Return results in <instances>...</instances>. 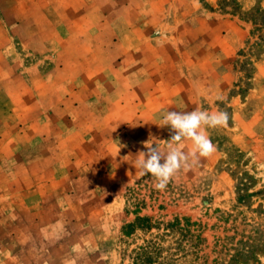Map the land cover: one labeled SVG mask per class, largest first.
<instances>
[{"label": "rangeland", "instance_id": "374dc122", "mask_svg": "<svg viewBox=\"0 0 264 264\" xmlns=\"http://www.w3.org/2000/svg\"><path fill=\"white\" fill-rule=\"evenodd\" d=\"M195 109L229 120L158 190L138 154ZM262 243L264 0H0V264H264Z\"/></svg>", "mask_w": 264, "mask_h": 264}, {"label": "clouds", "instance_id": "9594fccd", "mask_svg": "<svg viewBox=\"0 0 264 264\" xmlns=\"http://www.w3.org/2000/svg\"><path fill=\"white\" fill-rule=\"evenodd\" d=\"M228 120L229 115L224 111H167L162 116L160 126H168L174 134L168 140L166 150L162 151L159 147L146 143L147 152L138 154L136 169L141 176L150 174L155 180L154 187L163 190L181 168L190 167V161L195 164L199 158H206L214 153L215 146L206 130L224 126ZM184 140L192 142L190 152L184 151Z\"/></svg>", "mask_w": 264, "mask_h": 264}, {"label": "trees", "instance_id": "16d2710c", "mask_svg": "<svg viewBox=\"0 0 264 264\" xmlns=\"http://www.w3.org/2000/svg\"><path fill=\"white\" fill-rule=\"evenodd\" d=\"M262 245H264V243H262ZM248 252H251L252 253L253 251L248 250Z\"/></svg>", "mask_w": 264, "mask_h": 264}]
</instances>
